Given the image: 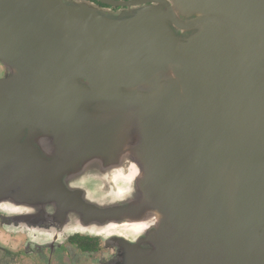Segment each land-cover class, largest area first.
<instances>
[{"label":"water","instance_id":"1","mask_svg":"<svg viewBox=\"0 0 264 264\" xmlns=\"http://www.w3.org/2000/svg\"><path fill=\"white\" fill-rule=\"evenodd\" d=\"M0 65L6 227L264 264V0H0Z\"/></svg>","mask_w":264,"mask_h":264},{"label":"flooded vegetation","instance_id":"2","mask_svg":"<svg viewBox=\"0 0 264 264\" xmlns=\"http://www.w3.org/2000/svg\"><path fill=\"white\" fill-rule=\"evenodd\" d=\"M94 1V0H89ZM115 2H134L148 0H111ZM100 6L119 10V7H110L97 2ZM146 5H151L147 3ZM6 72L0 65V79L5 77ZM0 229L11 243L18 245V238L23 237L22 246L12 249L4 245L0 239V253L2 254L0 264H96L104 254L111 252L104 238L90 235L75 234L61 239L56 245H46L45 239L39 232L19 231L7 232L4 228L3 215L0 212ZM7 236V237H6ZM10 260L5 259V257Z\"/></svg>","mask_w":264,"mask_h":264},{"label":"rangeland","instance_id":"3","mask_svg":"<svg viewBox=\"0 0 264 264\" xmlns=\"http://www.w3.org/2000/svg\"><path fill=\"white\" fill-rule=\"evenodd\" d=\"M1 227V226H0ZM7 232H10V233H12V232H16L15 230H13V229H11V228H9V227H5L4 228ZM27 232V231H26ZM2 236H4V234H2L1 233V229H0V239H1V237ZM7 237V236H6ZM4 243V245H7V246H10V247H12V249H16L17 247H20V246H22V243H23V237H19L18 238V245H16L15 243H11L10 242V240L8 239V237L7 238H4V239H1ZM1 256H2V254L0 253V259H1ZM5 257V256H4ZM5 259H7V260H10V258H7V257H5ZM98 263V261L96 262V264Z\"/></svg>","mask_w":264,"mask_h":264}]
</instances>
